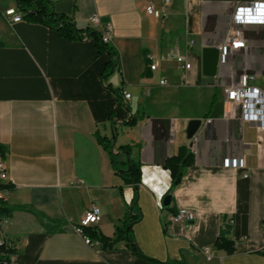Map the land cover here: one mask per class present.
<instances>
[{"label":"crops","instance_id":"crops-1","mask_svg":"<svg viewBox=\"0 0 264 264\" xmlns=\"http://www.w3.org/2000/svg\"><path fill=\"white\" fill-rule=\"evenodd\" d=\"M47 1L78 29L102 35L100 26L88 24L94 13L110 24L118 66L102 80L109 59L97 54L91 38L68 41L38 23H8L3 13L16 9L15 1L0 0V159L13 185L5 206L35 212L9 217L3 233L16 242L9 263L264 264V131L242 121L223 91L248 73L264 93V26L246 30V49L231 54L214 78L201 75V50L221 44L233 6L264 0H170L162 21L146 14L147 0ZM153 5L161 8L158 0ZM186 39L193 46L184 72L170 54L182 51ZM145 55L153 58L154 72L145 68ZM162 79L166 86L158 85ZM199 82L218 92L208 94L209 107L195 115L191 100L175 92ZM190 120L201 122L191 141L185 137ZM98 138L111 141L108 149ZM179 147L191 164L172 187L163 163ZM225 158L242 159L244 167L225 168ZM127 159L139 167L135 208L134 187L119 176ZM92 206L101 218L88 228L111 239L126 218L140 213L130 231L140 255L124 239L110 248L89 237L91 244H84L74 227ZM179 209L192 211L194 220L169 226ZM223 223L231 227L225 233L234 243L231 253L214 247Z\"/></svg>","mask_w":264,"mask_h":264},{"label":"built area","instance_id":"built-area-1","mask_svg":"<svg viewBox=\"0 0 264 264\" xmlns=\"http://www.w3.org/2000/svg\"><path fill=\"white\" fill-rule=\"evenodd\" d=\"M161 8L156 9L153 5V0H147L145 12L148 16L156 20H164L166 15L163 12L164 6L168 5L170 0H158ZM3 18L8 23L20 22L22 14L16 9H9L3 13ZM90 26H100L104 33L102 34V42L109 43V35L112 27L108 23H103L97 14H92L88 18ZM251 26H264V1H258L249 5H235L231 13V27L225 34L221 44L217 47L218 51V70L224 67L227 58L236 51L246 49V30ZM193 46L191 39H186L183 50L175 49L170 58L173 60L177 69L181 71H188L191 67L187 61L186 54L188 49ZM149 60V70L154 72L156 64L153 58L147 57ZM225 74V73H224ZM184 77H182L183 84ZM254 76L243 73L239 76L235 84H228L224 87L225 100L229 106H236L239 110L240 118L242 121L251 123L259 131H264V93L252 86ZM159 86H166V80L162 79L158 82ZM148 93V92H147ZM123 101H129L130 95L124 90L121 92ZM207 120L206 123H209ZM222 166L225 168H243L244 162L242 159L225 158L222 160ZM8 182L5 173L4 164L0 159V203L6 202L9 192L4 187ZM101 212L97 206H92L84 215L83 219L77 226L74 227L75 233L80 236L84 244H91L90 240L85 234L84 230L91 225L97 224L100 221ZM194 220V213L186 209H179L172 213L168 218V225L179 223H190ZM9 224V217H0V264H10L6 260V254L14 250L15 240L7 238L3 229ZM205 252L207 249L204 250Z\"/></svg>","mask_w":264,"mask_h":264},{"label":"trees","instance_id":"trees-1","mask_svg":"<svg viewBox=\"0 0 264 264\" xmlns=\"http://www.w3.org/2000/svg\"><path fill=\"white\" fill-rule=\"evenodd\" d=\"M16 10L22 13V18L27 22L41 24L53 31H55L61 38L68 41H80L84 38H91L94 42L97 54H106L109 61L104 66V72L101 76L103 80L118 66V53L112 45L102 42V35L96 31H92L89 27L85 29H78L74 25L71 17L64 15L63 13L55 12L53 6L47 0H14ZM1 45V43H0ZM149 60L147 56H144L145 68L149 70ZM118 95L117 91H115ZM111 141L106 138H98V143L103 146L104 149H108ZM119 150L128 155V148L126 146L119 147ZM110 153V152H109ZM5 152L0 147V157L3 158ZM112 166L116 165L113 156L109 157ZM191 164V156L186 153L185 147H179L176 155L167 158L163 163V168L170 173L172 187L176 186L182 174L184 167ZM126 170H119V176L127 183H130L134 187L133 197L131 201L132 208L137 205V184L139 183V167L131 159H127L124 162ZM4 187L9 193L13 189V185L7 182ZM13 211L31 212L35 214L29 208L23 206L7 207L4 203H0V217H10ZM140 218V213L136 217H128L123 221L122 225L116 229V236L114 238H107L103 235L96 233L95 229L86 228L84 234L90 239L97 240L103 248H110L117 241L124 239L126 247L134 252L136 255H140L133 238L131 236L132 225ZM223 220V219H222ZM222 228L219 231L218 237L214 243V247L219 250H224L227 253L233 252V242L225 238V233H229L231 227L229 223H223ZM12 253L6 254V260L9 263V256Z\"/></svg>","mask_w":264,"mask_h":264},{"label":"water","instance_id":"water-1","mask_svg":"<svg viewBox=\"0 0 264 264\" xmlns=\"http://www.w3.org/2000/svg\"><path fill=\"white\" fill-rule=\"evenodd\" d=\"M218 51L213 46H206L201 50V75L203 78H214L218 72ZM201 122L199 120H190L185 129V137L191 141L197 133ZM169 197L166 196L163 204L167 205Z\"/></svg>","mask_w":264,"mask_h":264},{"label":"rangeland","instance_id":"rangeland-1","mask_svg":"<svg viewBox=\"0 0 264 264\" xmlns=\"http://www.w3.org/2000/svg\"><path fill=\"white\" fill-rule=\"evenodd\" d=\"M192 53H195L196 55L199 54V52H195V51H192ZM109 78H110V76H108V79ZM118 79H119V75L115 71L114 75H113L114 83ZM201 79H202V77H201ZM186 84H187V79H186ZM217 92H218V89H214V87H207L206 85H202L201 82H199L197 87H195L191 90H179V91L175 92V94H176V96L187 97L188 99H190L191 101H188V103H190V106H188V108L192 111L193 114L202 115L203 111L209 107V102H211V97H210V100L206 101V98H208V94L210 96H212V95L216 94ZM204 95H205V99L202 100ZM175 101H177V99L171 100L172 103ZM188 108H185V109L189 110ZM183 110L184 109H182L181 111H183Z\"/></svg>","mask_w":264,"mask_h":264}]
</instances>
